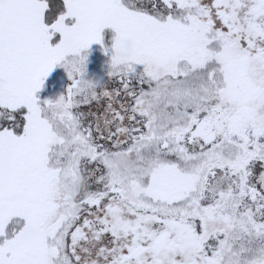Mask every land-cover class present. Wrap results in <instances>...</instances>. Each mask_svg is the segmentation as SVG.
<instances>
[{
	"label": "snow or ice",
	"instance_id": "obj_1",
	"mask_svg": "<svg viewBox=\"0 0 264 264\" xmlns=\"http://www.w3.org/2000/svg\"><path fill=\"white\" fill-rule=\"evenodd\" d=\"M0 264H264V0H0Z\"/></svg>",
	"mask_w": 264,
	"mask_h": 264
},
{
	"label": "rangeland",
	"instance_id": "obj_2",
	"mask_svg": "<svg viewBox=\"0 0 264 264\" xmlns=\"http://www.w3.org/2000/svg\"><path fill=\"white\" fill-rule=\"evenodd\" d=\"M105 41L104 46L108 48V52L104 51V47L99 43H93L90 49L86 50L88 60L86 64L85 77L96 81L98 85L103 84L106 78H109L111 55L114 52L111 45L115 32L111 28L104 30ZM56 81L55 87L51 86V82ZM71 83L65 69L62 66H57L54 72L46 81V87L41 90V96L46 99L55 100L59 95L63 94L67 86Z\"/></svg>",
	"mask_w": 264,
	"mask_h": 264
},
{
	"label": "trees",
	"instance_id": "obj_3",
	"mask_svg": "<svg viewBox=\"0 0 264 264\" xmlns=\"http://www.w3.org/2000/svg\"><path fill=\"white\" fill-rule=\"evenodd\" d=\"M110 78H106L105 81L103 82V84H107L109 82Z\"/></svg>",
	"mask_w": 264,
	"mask_h": 264
},
{
	"label": "clouds",
	"instance_id": "obj_4",
	"mask_svg": "<svg viewBox=\"0 0 264 264\" xmlns=\"http://www.w3.org/2000/svg\"><path fill=\"white\" fill-rule=\"evenodd\" d=\"M117 171H119V169H117Z\"/></svg>",
	"mask_w": 264,
	"mask_h": 264
}]
</instances>
